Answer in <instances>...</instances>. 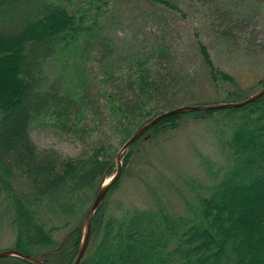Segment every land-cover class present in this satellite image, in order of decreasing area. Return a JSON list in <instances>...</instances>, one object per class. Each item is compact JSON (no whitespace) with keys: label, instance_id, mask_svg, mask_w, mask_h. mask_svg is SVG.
<instances>
[{"label":"trees","instance_id":"obj_1","mask_svg":"<svg viewBox=\"0 0 264 264\" xmlns=\"http://www.w3.org/2000/svg\"><path fill=\"white\" fill-rule=\"evenodd\" d=\"M148 1L178 11L170 0ZM112 7L110 0H0V241L8 230L12 243L4 249L43 264L71 263L83 214L131 133L162 111L201 104L186 97L189 77L164 43L148 45L142 36L119 52L108 28ZM261 12L264 0L256 8L239 0L225 11L219 34L240 39L248 53L264 50L251 29ZM193 35L207 78L235 86L226 97L237 93L232 76ZM184 116L214 120L222 155L221 165L201 158L208 183L186 182L193 195L192 202L183 198L185 212L171 214L157 199L143 207L106 205L134 162V145ZM35 121L59 130L77 155L38 149L28 134ZM0 264L31 263L10 256ZM77 264H264V94L239 107L165 116L145 130L122 153Z\"/></svg>","mask_w":264,"mask_h":264},{"label":"rangeland","instance_id":"obj_2","mask_svg":"<svg viewBox=\"0 0 264 264\" xmlns=\"http://www.w3.org/2000/svg\"><path fill=\"white\" fill-rule=\"evenodd\" d=\"M110 1L113 7L109 8L108 28L119 52L127 53L142 36L148 45L153 42L167 45L174 54L177 67L189 77L186 97L193 99L191 102H232L260 87L259 81L264 79V50L248 53L240 39L232 41L219 34L225 11L239 0H170L177 5L178 11L165 9L148 0ZM252 1L256 8L262 0ZM261 13L253 18L251 29L258 40L262 39L264 47V15ZM194 30L206 45L213 63L232 76L239 88L237 93L226 97L228 91H235V86L226 81H218L215 85L207 78L195 47ZM217 127L213 119L184 116L176 127L155 138L137 142L133 147L134 162L107 195L106 205L113 207V204L120 203L127 207H143L153 205L157 199L169 213H184L183 198L192 202L193 195L186 182L194 179L208 183L200 164L201 158L217 165L222 163V155L214 141ZM28 134L40 150L54 149L66 155L78 153V147L48 123L32 122ZM111 167V173L103 180L114 172V164ZM65 233L66 229H61L53 237L59 240ZM11 243L12 235L3 230L0 250L8 248Z\"/></svg>","mask_w":264,"mask_h":264},{"label":"water","instance_id":"obj_3","mask_svg":"<svg viewBox=\"0 0 264 264\" xmlns=\"http://www.w3.org/2000/svg\"><path fill=\"white\" fill-rule=\"evenodd\" d=\"M264 94V85L261 86L259 89H257L254 93L250 94L249 96L238 100V101H232V102H220V103H214V104H191V105H180L171 109H168L166 111H162L152 118H150L148 121H146L144 124L139 126L136 130H134L131 135L120 145L118 150L115 152L113 159L111 160L110 164H114V172L112 175H110L106 180L101 181L99 186L96 189L95 195L86 209V211L83 214L82 220H81V234H80V240L78 243V248L76 251V254L71 261L70 264H77L79 260L81 259L84 250L86 248L88 237H89V231H90V224H91V218L93 216V213L98 206V204L103 199L107 189L113 184V182L118 178L120 171H121V155L122 153L129 147V145L136 140L145 130H147L150 126H152L155 122H157L159 119L169 116L172 114H177L185 111H197V110H211V109H221V108H233V107H239L243 104H246L248 102H251L257 98H259L261 95ZM105 179V178H104ZM17 257L22 260H25L31 264H43L41 260L38 258L15 250V249H3L0 250V258L3 257Z\"/></svg>","mask_w":264,"mask_h":264}]
</instances>
